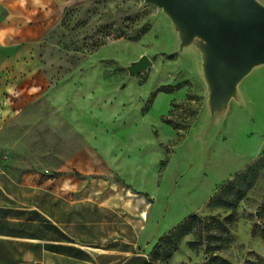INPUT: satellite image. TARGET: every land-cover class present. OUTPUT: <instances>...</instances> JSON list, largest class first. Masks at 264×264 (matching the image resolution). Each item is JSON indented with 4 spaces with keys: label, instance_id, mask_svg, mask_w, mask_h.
<instances>
[{
    "label": "rangeland",
    "instance_id": "obj_1",
    "mask_svg": "<svg viewBox=\"0 0 264 264\" xmlns=\"http://www.w3.org/2000/svg\"><path fill=\"white\" fill-rule=\"evenodd\" d=\"M224 12L254 15L242 4ZM188 32L145 0L65 7L30 48L27 70L0 78V161L144 210L151 264H264V166L235 209L208 206L264 154V63L222 90L211 47ZM142 55L151 65L130 74ZM192 215L188 233L161 242Z\"/></svg>",
    "mask_w": 264,
    "mask_h": 264
},
{
    "label": "crops",
    "instance_id": "obj_2",
    "mask_svg": "<svg viewBox=\"0 0 264 264\" xmlns=\"http://www.w3.org/2000/svg\"><path fill=\"white\" fill-rule=\"evenodd\" d=\"M84 0H0V78L24 73L30 48ZM0 161V264H146V213L79 193L70 178H45ZM147 218V214H146Z\"/></svg>",
    "mask_w": 264,
    "mask_h": 264
},
{
    "label": "water",
    "instance_id": "obj_3",
    "mask_svg": "<svg viewBox=\"0 0 264 264\" xmlns=\"http://www.w3.org/2000/svg\"><path fill=\"white\" fill-rule=\"evenodd\" d=\"M163 7L188 27V36L199 35L211 47L209 73L219 87L226 89L251 67L264 63V6L254 0H145ZM215 4L217 8L206 5ZM252 9L245 19L226 14L230 5ZM151 65L142 55L128 67L130 74Z\"/></svg>",
    "mask_w": 264,
    "mask_h": 264
},
{
    "label": "trees",
    "instance_id": "obj_4",
    "mask_svg": "<svg viewBox=\"0 0 264 264\" xmlns=\"http://www.w3.org/2000/svg\"><path fill=\"white\" fill-rule=\"evenodd\" d=\"M264 166V154L261 155L256 161L249 164L243 171L238 173L232 180L227 182L209 201L208 206L210 207H221L226 209H235L238 203L245 197L253 183L257 181L259 176V170ZM232 214L226 217L229 219ZM197 218L196 215H192L185 221L180 223L175 229L169 234L162 237L161 242L168 243L173 241L174 243L188 233L193 227V223ZM264 238V235H263ZM221 239V246L223 245L224 236ZM171 253L166 255V259L170 258ZM223 263V260H220ZM146 264H151L148 261Z\"/></svg>",
    "mask_w": 264,
    "mask_h": 264
}]
</instances>
